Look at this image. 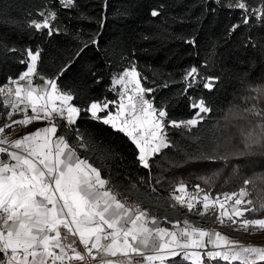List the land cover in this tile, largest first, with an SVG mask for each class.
<instances>
[{"label": "trees", "instance_id": "obj_1", "mask_svg": "<svg viewBox=\"0 0 264 264\" xmlns=\"http://www.w3.org/2000/svg\"><path fill=\"white\" fill-rule=\"evenodd\" d=\"M231 0H76L72 9L60 0H0V85L15 79L26 68L20 60L23 50H40L37 73L41 77H59L63 91H70L78 107L107 98L117 100L111 91L113 77L135 65L147 93L157 109L163 107L167 120H188L198 109L193 100L204 99L212 109L189 131L167 127L170 147L162 149L145 169L137 160L138 150L122 133L81 113L76 124L60 119L57 133L66 138L77 155L86 158L101 171V176L122 194L136 200L139 208L170 226L186 217L195 226H211L230 234H257L245 231L225 218L217 220L218 210L210 208L204 215L202 204L191 211L181 206L171 194L180 184L193 194L207 193L211 198L238 193L246 188L252 200L248 207L264 204V150L250 155H232L243 150L241 129L256 125L260 118L244 111L255 105L264 111V97L252 99V89L264 85V20L251 12L264 0H247L249 23H242V10L229 8ZM156 10L158 16L151 12ZM56 12L48 29L36 30L33 20L42 21L41 12ZM101 23L103 26H101ZM233 25H239L231 31ZM90 39L82 52L79 50ZM191 41V43H190ZM17 49V51H12ZM79 52V56L77 53ZM65 65H71L60 75ZM192 67L198 76L187 87L186 71ZM214 78L213 87H203ZM164 83L168 87H163ZM114 110L113 105H109ZM5 107L0 98V115ZM104 113H101L103 115ZM251 122V123H249ZM248 126V127H247ZM83 139H78V132ZM84 145V146H82ZM228 155V160L205 159L200 154ZM187 156L198 157L189 161ZM211 178L208 183L205 179ZM250 181L245 184V181ZM196 185L204 191L197 193ZM264 218V210L245 213L240 218ZM238 220V222H240ZM3 253H0V259ZM165 264H190L181 256ZM204 264H228L220 259ZM232 264H239L234 261ZM257 264H264L258 261Z\"/></svg>", "mask_w": 264, "mask_h": 264}, {"label": "snow or ice", "instance_id": "obj_2", "mask_svg": "<svg viewBox=\"0 0 264 264\" xmlns=\"http://www.w3.org/2000/svg\"><path fill=\"white\" fill-rule=\"evenodd\" d=\"M60 3L66 9L76 6V0H60ZM227 6L242 10V23H249L250 7L247 0H231ZM251 12L264 20V3L260 8H252ZM151 15L158 16L159 12L153 10ZM40 16L43 20H33L31 26L38 31L48 29V35H52L50 21L56 19V12L49 11L47 15L41 12ZM238 27L233 25L231 31ZM89 43L96 44L97 41L90 39L85 42L79 52L87 48ZM23 52L26 57L20 63L26 64V70L17 79L9 78V84L15 85L14 89L10 86L0 87V94L4 95V106L11 107L9 118L17 111H23L25 115L21 120L0 127V134L13 124L27 126L33 121L47 120L50 126L14 141H9L6 136L0 138V145H9L8 148L0 147V154L6 153L8 156L7 161L0 159V253L5 257L0 260V264H70L73 260L86 262V256L91 261L99 257V264H131L132 254L142 256L146 264H165L177 256L190 261V264H204V256L210 261L220 259L228 264L234 261H239V264L264 262V247L238 245L219 232L195 227L187 220L183 227L179 226V222L173 224V230L159 227L156 218H149L148 213L139 206L133 208L118 200L116 194L106 187L109 181L101 177L100 169L86 159H80L65 137L53 140L57 133L53 121L57 117L66 120L68 125H74L77 119L82 118L81 113H86L87 119L124 134L138 150L140 165L151 169L150 159L171 146L167 127L190 131L204 119L202 113L212 111L203 98L193 100L191 107L198 111L191 119L167 120V111L163 107L157 109L146 98V94L155 89L143 86L142 79L146 77L142 78L135 65H132L118 77H113L110 90L117 91L116 86L119 85L118 100L109 101L105 98L92 101L87 107H78L71 103L73 94L58 87L56 80L59 77L45 79L41 76L45 86H34L33 77L38 74L37 62L41 52L39 49L35 52L26 49ZM70 66L65 65L60 75ZM197 76L196 67L186 71L184 80L188 84L185 92ZM207 79L203 87L210 90L214 78ZM162 86L168 87V84ZM252 91L257 94L252 99H258L264 96V85ZM109 105H113L115 110H111ZM29 109L31 116L27 114ZM244 111L260 120L250 131L241 129L243 150L232 154L236 156L264 150V111L255 105ZM77 132L78 139L82 140L78 129ZM200 155L211 160L226 161L230 158L228 155H208L204 152ZM186 159L195 161L198 157L187 156ZM210 179H205V183ZM249 182L246 180L245 184ZM196 189L197 193L204 191L199 185H196ZM175 192L186 193L187 186L180 184ZM248 195L246 188H241L238 193L224 194L223 200L220 197L213 199L207 193L202 198L191 195L186 206L191 211L194 207L192 201L202 204L204 211L200 215L218 206L221 209L217 216L219 223L223 224L227 218L236 224L245 213L264 210V204L259 209L248 207L253 204L250 199L245 201ZM172 198L184 206L183 196L174 194ZM228 202H232L230 211L226 208ZM149 222L154 227H148ZM239 226L245 231H264V218H243ZM61 229L66 230L65 235H62ZM70 237L78 238L84 253L77 250L76 239ZM208 245L213 250H207L202 255L199 250L206 249ZM190 249L197 250L188 251ZM118 256L128 259H108Z\"/></svg>", "mask_w": 264, "mask_h": 264}, {"label": "crops", "instance_id": "obj_3", "mask_svg": "<svg viewBox=\"0 0 264 264\" xmlns=\"http://www.w3.org/2000/svg\"><path fill=\"white\" fill-rule=\"evenodd\" d=\"M27 67V66H26ZM130 68V67H128ZM127 69V68H126ZM26 70V68L24 69V71ZM125 70V69H124ZM123 70V71H124ZM123 71H121L120 73L116 74L115 76L118 77L120 74L123 73ZM18 78V77H17ZM45 79H53V77H47ZM113 80V79H112ZM21 83H25V82H21ZM33 84L34 86L36 87H44V81L42 79H40V76L37 74L36 76L33 77ZM118 88V91H119V85L116 86ZM2 102L4 100V95L0 96ZM14 98V97H13ZM119 99V97H117V100ZM59 103V102H57ZM72 103V102H71ZM73 104V103H72ZM4 105V104H3ZM5 107V106H4ZM21 108H23V105L20 106ZM115 110V109H114ZM113 110V111H114ZM12 111L11 110V107L10 105L8 107H5V111L0 115V127H4L6 124H11L12 121H16V120H21L24 118V112L23 111H17V112H14L11 116V118H9L8 116V113ZM29 116L32 115V112H31V109L28 110V113H27ZM60 118H56L53 122L56 124V126L58 127V122H59ZM50 126V123L49 121L47 120H38V121H33L31 124L27 125V126H24V125H19V124H13L11 128H5V131L3 134H0V138H3V137H7L9 141H14L16 139H20L22 138L24 135L26 134H30L34 131H36L37 129H40V128H43V127H48ZM62 135L56 133V136L53 137V140H55L57 137H60ZM9 150H14V149H9ZM79 156V155H78ZM80 159H86L82 156H79ZM0 159H3L5 161L8 160V156L7 154H0ZM87 160V159H86ZM88 161V160H87ZM88 163H90L88 161ZM91 164V163H90ZM102 177V176H101ZM103 178V177H102ZM107 188L110 189L109 187V183L108 185H106ZM112 191V190H111ZM113 192V191H112ZM114 193V192H113ZM116 194V193H114ZM180 195V196H183L184 199H185V204L184 206L187 205V202L189 201L190 199V196L191 195H197V194H193L191 193L190 191L187 190L186 193H179V192H174L171 194V197H173V195ZM117 196V199L121 201L120 197L116 194ZM122 202V201H121ZM179 204V203H178ZM141 209V208H140ZM143 210V209H141ZM145 211V210H144ZM148 213V212H147ZM148 216L149 218L151 217H155L154 215H151L148 213ZM156 220H157V223H158V226L159 227H164V228H168L169 230H173L172 229V226L173 224H176L177 222H179V226L180 227H183L184 226V221L187 220L189 221L193 226H195L193 224L192 221L188 220L186 217H181V219L179 221H174L172 223V225L170 226H165L161 223L160 219H158L157 217H155ZM148 227H154V225H152L150 222L149 224L147 225ZM195 227H199L201 229H204V230H207L209 232H219L221 233L222 235L224 236H227L229 238V240L231 241H235L238 245H243V246H256V247H264V245L262 244L261 242V238L262 236H264V231H257L258 233L257 234H249V235H244V234H230L226 231H223V230H220V229H216L214 227H211V226H195ZM253 231L251 230L250 233H252ZM205 240L207 241V238H205ZM209 249H212L211 245H208V247L206 249H200L199 251L202 252V255L204 252H206L207 250ZM197 249H190L188 251H196ZM213 250V249H212ZM58 251V250H57ZM148 254H151V253H148ZM206 257V256H204ZM108 259H115L113 257H108ZM96 264H99V259L97 261ZM131 264H134L132 261H131ZM145 264H146V261H145ZM155 264H159V262H155Z\"/></svg>", "mask_w": 264, "mask_h": 264}, {"label": "built area", "instance_id": "obj_4", "mask_svg": "<svg viewBox=\"0 0 264 264\" xmlns=\"http://www.w3.org/2000/svg\"><path fill=\"white\" fill-rule=\"evenodd\" d=\"M15 79H17V78H15ZM9 86L12 87L13 89L15 88V85H10L9 84V81H7L4 84L0 85V87H9ZM2 95L3 94H0V96H2ZM0 147H6V148H8L9 145L8 144H4V145H0ZM109 187H110V189L114 193H116L120 197L121 201L123 203H125L127 206H130V207H133V208H135L136 206H139L138 203L136 202V200L131 199L128 196L122 194L118 189H116L115 187H113L110 184H109ZM61 233H62V235H65L66 234V230L61 229ZM70 239H76V241H77V243H76L77 250L78 251H81L82 253H84V248H83L82 245L79 244L78 238H72V237H70ZM261 242L264 245V238H262ZM209 250H212V249H209ZM94 254H95V251H94ZM85 255H86V253H85ZM4 259H5V257H4V254H3V258H1L0 260H4ZM98 259H99V257H97V260L96 261H91V259L86 256V262H80V261L73 260V261L70 262V264H96L97 261H98ZM115 259L127 260L128 258L119 257L118 256V257H115ZM131 261L134 264H145L144 258L142 256H139V255H136V254H132Z\"/></svg>", "mask_w": 264, "mask_h": 264}, {"label": "rangeland", "instance_id": "obj_5", "mask_svg": "<svg viewBox=\"0 0 264 264\" xmlns=\"http://www.w3.org/2000/svg\"><path fill=\"white\" fill-rule=\"evenodd\" d=\"M33 52H35V51H33ZM256 96H257V94H256ZM262 97H264V96H261V97H259L260 99L262 98ZM125 102H127V101H125ZM191 119V118H190ZM255 125H251V126H247L248 127V129H249V131L254 127ZM200 198H202L203 197V195H204V193H200V194H197ZM223 200V199H222ZM192 203L193 204H195L196 202L195 201H192ZM231 204H232V202H228L227 204H226V208H228L229 209V211H230V208H231ZM217 212H218V214L220 213V211H221V209H219L218 208V206H217ZM238 223H240V222H237L236 224H238ZM250 230H252V229H250ZM252 231H260V230H252ZM262 238H264V236H262ZM261 238V239H262Z\"/></svg>", "mask_w": 264, "mask_h": 264}]
</instances>
